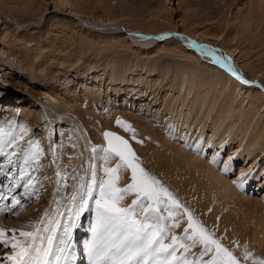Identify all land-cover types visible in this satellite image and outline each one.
Instances as JSON below:
<instances>
[{
  "label": "rangeland",
  "instance_id": "obj_1",
  "mask_svg": "<svg viewBox=\"0 0 264 264\" xmlns=\"http://www.w3.org/2000/svg\"><path fill=\"white\" fill-rule=\"evenodd\" d=\"M63 1L72 2V4H74V7H76V5L79 3L78 6L81 7L80 9L81 15L83 14L82 15L83 17L89 16L93 18L94 17L103 18L102 16H104L103 15L104 11L102 12L103 9L100 6L109 3L110 5L107 4V6L112 5L111 7L113 8L112 10L110 9L111 11L110 13L105 11V14L108 15L111 14V16L114 17L115 15H117L116 20H119L120 23L119 25L121 26V28L119 27L117 28V30L126 31V32H128L126 26L129 27L131 25H135L134 23L136 22L138 24H141L140 20H137L138 16L129 14V13L136 14V11L138 12V9L140 10L142 9L144 14H148L149 12L153 13L154 11L156 12L157 15L160 16L162 15L161 18L164 17L163 20L160 19V21L157 22L158 24L156 26L155 25L150 26L152 27V29L161 28V27H162L161 29H163L164 26L168 27V25H170L171 23L180 25L181 23L179 20L181 18H184L188 23H190L188 27L191 26L190 27L191 29H194L195 26H197V24L200 23L201 24L200 31L213 30L212 34H215L219 32L217 25L221 23L218 22L217 24V20L219 19V17H217L216 15L218 8H223L222 11L225 12L226 17L230 13L229 10L231 11V15L236 14L235 19L230 23L229 26L230 32L233 35L234 34L240 35V31L246 30L248 26L244 25V27L242 28L240 24L242 23V19L249 14L251 15L252 12L254 13L255 17L258 16L263 18V22H264V0H254L253 5L255 9L252 8L251 4L248 2L249 0H237V4L238 1L245 3L241 5V7H239L240 8L239 11H238L239 8L237 9V7L240 5H237L236 2H233L235 0H149L148 2H145V0H123L126 1L128 5L127 8H129L128 12H127V8L126 10L123 11V12L126 11L125 15L123 12H122L123 14H120L122 11V9L120 8V4L125 5L121 3L122 0H62V1L61 0H8L6 4L2 6L3 8L0 6V36L3 35L5 31H7L4 28L6 24L11 26L13 32L17 34V35L15 34V36L17 37L13 36L12 40L10 41H6L5 39L0 38V92L3 93V95H0V123L3 125L8 124L9 119L7 118L11 117L12 114L11 112L19 111L21 110V108H24L26 106L27 107L32 106L31 109L34 110V112L38 115L39 118L38 122L36 123L37 125L28 134L29 136L21 135L19 137L20 139L18 138L17 140H14V135L16 137L19 136L18 130L21 131L20 130L21 125L19 126L20 121L18 122L20 117H17V121L15 122L13 128V135L11 136L13 140H11L10 143L6 142L7 135L9 136V134H7V131L5 129L6 125L4 126V129L1 127L3 132L1 131L0 133H3L2 134L3 137L2 138L0 137V143L3 146L1 150L4 154L1 155L2 157L0 156V177H3L6 186H10L11 188H15V186L19 184L21 190L18 193L14 191L11 192L10 194L14 195L17 193L14 196V198H17L19 201H22L21 204L17 205L15 208L12 207L9 213L3 215L2 218H0V221H2L0 222V228L5 230V234H6L5 238L9 240L12 239L14 234L16 239L20 241H25V237L20 236V232H34L37 229V227L41 226V220L45 219L46 211L51 209L48 217L46 218L47 220H51L52 219L51 217L53 215L56 216V212H54V208H56L57 205H60V202L65 199V195H61L62 191H64V187H65L64 194L66 190H68L66 186L68 185L67 182L68 172L64 169V167L66 166L65 156L67 150L65 148L64 143H61L60 139L55 138L54 140L53 139L54 136L50 138L53 131V127L52 125H49L50 124L49 116H51L53 113L57 111H60L62 105H60L59 102L56 101L55 99L52 100L48 96V94L58 95L61 98L75 96L79 94L82 98H84L85 97L84 95L90 92V90L88 89L86 90L84 84L87 83L89 85L90 82L89 87L91 89L103 90L104 88V91H106L105 93L102 92L100 96L101 98H103L100 99L102 102L106 104L108 103L109 105L115 107L116 109H120V108L122 109V107L125 106L129 107L131 108L130 113H132L135 112V108H136L135 106H137V109L139 108L138 104L140 103L138 101V98H132L131 95L128 96L127 95L128 91L119 92L120 91L119 86L125 84L124 83L125 78H129L131 77V75L132 76L134 75L133 71H135L134 72L135 75L132 78H130V80H133L134 82H137L139 78L141 77L143 78L145 75L147 76L150 75L151 77L150 79L156 80L154 89L147 90L146 95H143L141 93V95L144 96V100L150 97L152 91L155 90L156 93H158L156 96V100L160 101V97L165 95V92L163 91L164 88L161 85L163 84V82H168V77L173 78L174 83H176L178 87L180 86V84H182L183 80L188 79L189 82L185 83L186 84L185 87L187 86V89L189 88L190 90L192 89L191 86H196V84L201 85L203 84L202 80L204 81V79L201 78L202 75L204 76V71L202 75L199 74L200 75L199 76L198 73L195 71L197 67L195 68L194 67L195 65L189 62L187 59L172 57L168 55H159L160 53L158 54L154 47L151 48L153 43L145 44L144 47L146 48H144V51L133 48L134 43L132 41H130V46L128 48L118 46L117 44L114 43L117 36H115L114 34L111 35L113 27L110 28L109 26H105L103 28L102 26L100 25L98 26L95 24L91 28L87 27V29H85V31L87 32L81 31L82 32L81 33L78 28H77L78 30L76 29L77 27L76 23L73 22V20L74 21L76 20L75 17L71 15V12H69L71 7L69 5L60 4L63 3ZM141 2L143 3L141 4ZM97 3H99V5ZM6 5L8 8L6 7ZM95 5H98L102 10ZM118 6L119 8H117L115 11L114 9ZM40 8L46 9L43 17H41L39 14L41 10ZM122 8H124V6ZM118 9L120 13L117 11ZM190 12H191V16H188L186 13L190 15ZM7 13L10 15L15 14L14 18L21 21L24 25L19 26L17 24H14L12 21L9 20V17L5 15ZM166 15L168 17H165ZM185 15H187L186 17L188 18H186ZM192 16L194 17L192 18ZM169 17H171V19ZM154 18L156 19V17ZM194 18H196V20H194ZM228 20H232V18L230 17ZM256 25L257 24H255V26ZM256 28L257 27H255L254 32L256 34H259L260 35L259 37L262 40H264V34H263L264 29L263 28L260 29L259 27H258L259 29ZM96 29H101V30L95 31ZM224 31H225L224 33L226 34V30ZM135 34L140 35V36L137 35L138 38L150 37L148 35L139 32ZM168 34L171 35V33L167 32V35L163 36L162 33L158 35V38L159 37L166 38L169 36ZM187 38L189 42L191 38L189 37ZM191 42L192 44H194V42L198 44V42L194 40H191ZM186 43L187 42L184 41V44ZM82 44H91L93 46V49L90 50L87 49L88 47L87 45L84 47V52H79V48L82 46ZM203 46H205L203 48H205L207 52L209 48L215 49L216 50L215 56L218 58L220 57L219 52L222 53V55H226L228 59H226L227 61L224 60L226 63L224 61L223 62L227 66H230L232 69L237 71L236 73H239L241 77H243L242 75L244 74L243 73L241 74L240 70L243 69L244 66L246 71H250L248 64L250 63L252 64L253 61L255 64L260 66L264 64L263 62L264 53L263 54L259 53L260 50L262 49L261 44L260 45L258 44L253 48H249L248 50L246 47L243 46V44H241V46H239L238 49L241 50L242 52L239 51V54L236 57L229 55L227 51L223 49L221 42L217 40L211 39L210 41H208V43L206 44L204 43ZM240 47L241 48L243 47L247 52L245 50L243 51V49H241ZM3 49L7 50L6 54L4 55L6 62L1 61L3 58V53H2ZM224 51L225 53H223ZM247 54L249 56H247ZM211 60L215 62L214 59ZM130 64L134 66L131 67ZM217 64L220 65V67L222 66L221 63L219 62H216V65ZM255 64H253V66H255ZM157 67H159V69L161 70L163 69V71L159 72V69ZM175 67L178 68V70L174 71ZM118 71H119V78L116 79L115 82L113 77L112 79L113 83H112L110 81V78L112 77L111 74L113 75L115 72L117 73ZM193 73L195 76L193 75ZM99 77H106L108 82H104L103 83L104 85L100 84L101 85L100 87V85H97L98 82H95L96 81L95 79ZM243 79L247 80L245 77H243ZM205 82L208 83V80ZM108 84L111 85L108 87L107 86ZM249 86H258L262 88L264 86V80L260 78L256 83H249ZM67 87H69L71 93L70 92L65 93L67 92L66 90L68 89ZM146 88L144 92L146 91ZM197 88L199 89V86H197ZM216 88L219 89V86H217ZM179 89L181 95L185 93L186 88L182 90L180 86ZM218 89H214L209 93L212 94L214 93V95H217L219 93ZM202 91L204 92V94H206L205 92H207V90H205L204 87ZM198 92L199 91H197V89L194 91V93L196 94L194 95V98L196 99L198 98L197 96H199ZM110 98L114 100L116 99V101H111V100L109 101ZM213 99H211L209 103L208 101L205 102L207 103L206 106H209L207 110H205L203 106H198L196 114L206 113L207 115L209 112H215L218 109L217 107H220L221 105L219 103L221 99L219 98L218 99L219 101H217V105L215 107L213 105L212 108L211 106L214 103ZM250 99H252L251 95L247 97V100ZM186 104L189 105L188 103ZM198 105H200L199 102ZM180 107L181 104L179 103L178 100L177 104L174 105L175 110L173 112L174 114H172L173 115L172 117L170 114L164 112L162 113L161 118L158 120L159 122L158 123L155 122L156 125L154 128L160 136H162L164 139L171 138V142H175V144L177 145L179 144L182 145L183 144L182 139L184 138L182 135L183 132L184 133L188 132V134L191 133L193 137L196 136L195 134L198 132V130H193L194 127L197 128L202 127V132L204 135L203 136L200 135L199 136L200 139L205 137L206 135L211 134L210 133L211 130L207 126L208 125L207 122H209V120H207L206 115L203 118V120L199 122V124L198 122L197 123L195 122L197 119H194L195 117L191 115L189 120L190 131L187 126L186 127L181 126L182 122L180 121L179 127L184 128L183 132H181L180 129L178 128L177 132L180 133H176V134L173 133L175 136L174 135L170 136L169 135L170 131L166 130L167 129L166 124L169 118L171 117L172 119H177L176 117H178V118H182L181 120H183V118H186L185 115L188 112L187 111L188 109L186 108L187 106L183 109L184 111H181ZM46 110L49 112V114L50 113L51 114L47 116L45 114ZM101 110H102L101 106H99L93 109V112L97 116H100L102 113ZM194 110L195 109L193 108L191 112L192 114H194L193 112ZM244 110L245 111L249 110V107H246L245 109L243 108V111L240 113L244 114L245 113ZM262 111L264 112V110ZM64 115L68 118L69 117L72 118L71 122L73 123H70L71 126H73L74 128V131L73 130L72 131L74 134L76 133V136L78 137L79 140L81 139L80 141L82 143L81 145L83 148L82 151L85 152L83 153V160H82L84 166L82 167V169H80L81 171H79V174L76 176L77 180L75 181V185L73 186V191L71 192L72 194H70L69 198L67 199V203L65 205L67 209L71 204V197L76 191L78 185L84 183L85 181L91 182L92 180V166L95 164L94 156L96 155V154L94 155L93 149L96 146L89 134L88 128H86L84 123H82L79 120L76 113L74 114L71 111L68 112L64 111ZM127 116H128L127 114L122 113L121 115L118 116V119L121 122H123L127 120ZM241 116L242 115H239L238 117ZM47 119L49 121H47ZM76 121L79 122L75 123ZM64 124L69 126L65 122ZM238 126H239L238 122L237 124L233 125L234 131L235 129L239 128ZM251 128L252 127L249 128L248 130L249 132H247L245 135V138L243 140V146L245 145V143H247L250 140L249 134L251 133L252 130ZM105 129H111L117 131L120 134L127 137L128 139H130V141L133 143V145L136 148L135 149L137 152L136 156L138 157V160L136 162L139 164L141 163L139 160L144 153L142 142H138L141 141V138L135 137V139H133V135L123 132L124 127L122 128L121 126H119L117 124V121L112 125H100L98 126L96 135L99 137V139L103 140V144H104L103 148H107L103 136V132ZM43 131H46L47 133L46 135L48 137L47 147L43 157L44 159L40 158L42 161L40 159H39L40 161L36 159L33 160L29 159L27 157V150L29 148L30 143H32L31 139H33V137L36 138L40 136V134L43 133ZM224 132L225 130L223 131L222 128V130L219 131V134H223ZM226 132L233 134L232 131L231 132L226 131ZM226 132L224 135L228 136ZM231 136L229 135L228 137L225 138L224 144H222L221 147L217 148V154H215L214 156H212L214 150L212 149L211 146H208L209 149L207 148L205 149V147H203L202 145L200 150L202 153L200 154V157H203L202 159L208 160V162L214 168H216L218 172H220L223 175L225 174L224 175L225 177L228 176L226 178L230 180L233 186L239 187L241 186L240 184L241 180H246L247 178L253 177L252 181L249 184L250 186L248 185L243 190V193L249 196H253L255 200L258 199L260 201L264 200V174L260 176H256L259 168H260V172L264 173V152L257 160V164H256L257 167L256 166L253 167V170L251 169L252 171L248 170V172L246 171L245 173L240 172L241 170L239 169V166H241L243 160L241 156L238 157L239 151L235 152L232 155L233 159H231L230 161L232 164L229 162V164L228 165L226 164L227 165L226 166L225 165L226 160H224V157L228 156L229 152H232L231 146L235 147L237 145V143L233 142L232 140L230 141ZM243 146L237 147V150H242ZM219 153L221 154V156L219 155ZM148 156L151 157L152 159H157V160H161L160 158L166 159L165 156L161 157L160 155L159 157L156 156V154H148ZM214 160L215 163L212 164ZM224 165L230 168L229 171L226 170V167ZM231 165L232 167H230ZM141 166L148 173L150 177H153L160 182L159 187L166 188L168 192L171 193L172 199L179 202L180 205L179 209H183L184 211L187 210V212H185V215L186 214L188 215V213H190L193 218V222L199 226H202L206 230L205 234L209 235L212 239H214L211 236V233L202 225L199 219L196 216H194L195 214L188 209L189 205L188 202L185 200V198H183L178 191L175 192L174 188H172L171 185L168 186V184H170V180L166 179L167 175H166L165 165L162 166L160 171H158L157 169H152L154 174L149 173V169L147 170L146 169L147 167H145L146 165L145 166L141 165ZM152 167H157V166L152 165ZM223 169L228 172L224 171ZM29 176H31V182H29ZM262 206L264 207V204H262ZM94 207L95 205L93 203L90 210L83 213L80 216L79 220L77 221L79 226L74 230L72 258L70 261H68V264H92V259L89 256V246L92 242V232L90 229H91V225L95 221ZM179 209L178 211L176 210L177 213H179ZM64 212L65 210L62 211V213ZM167 215L168 213L166 212L165 216ZM140 216H141L140 213L137 214V218H139ZM61 218L62 220L64 219L63 216H61ZM177 219L180 220V222L182 221L181 214L180 216H178ZM168 222L169 221H167V225L169 224ZM170 227H167L164 243L172 244L173 236L180 238L177 240L176 243L175 257L181 258V264H183L184 260L188 261V264H209V262L215 257L214 256L216 255L215 245H212L213 247L211 248L212 252L208 256H205L206 252L204 251V249L203 251L205 253L203 254L202 251L195 252V254L197 253L198 255H200V257H202V260H199L196 257L197 254L195 255L194 253H188L187 252L188 250L185 251V248L182 247L181 245H192L191 243H193L192 240L187 238V236H191L193 234L192 230L189 229L187 235L185 234V229H188V224L187 227L185 226L186 228L185 227L183 228L184 229L182 230L183 232H178L177 227L174 228L171 227L172 229H170ZM46 232L47 231H42L40 235L43 236L46 234ZM189 232H191V235H189ZM221 246L223 247L224 245L221 244ZM84 247H85L84 254L87 258H85V256L83 255ZM193 247L194 246H191L189 248H193ZM223 248L226 247L224 246ZM86 250H88V252ZM227 250L229 251L230 249L227 248ZM229 252L231 253L232 251L230 250ZM250 253L252 252L251 251L240 252L236 254L234 253L235 255L232 254V256L235 257V259L239 262V264H245V263L256 264L257 262L255 261L253 256L252 257L250 256ZM11 254L12 253L9 249L0 247V261H3V264H9V262L6 260V257ZM251 255H253V253ZM251 258L253 259V262Z\"/></svg>",
  "mask_w": 264,
  "mask_h": 264
},
{
  "label": "bare ground",
  "instance_id": "obj_2",
  "mask_svg": "<svg viewBox=\"0 0 264 264\" xmlns=\"http://www.w3.org/2000/svg\"><path fill=\"white\" fill-rule=\"evenodd\" d=\"M7 1L8 0H0V6L1 7L4 6ZM148 1L149 0H145V2H148ZM253 1L254 0H249L248 2L251 4L252 8L255 9L253 5ZM233 2H236L237 4V0ZM121 3L125 5L120 4V8L122 9L121 13L119 12V9L117 11L120 14L124 13L125 15L126 11L125 12L123 11L126 10L128 5L126 1H123V0ZM142 3L143 2H141V4ZM60 4L69 5L71 7L69 12H71V15L73 17H75L76 20L75 21L73 20V22L76 23L77 25L76 29L78 28L80 32L81 31L87 32L85 31V29H87V27L91 28L95 24L98 26L100 25L103 28L105 26H109L110 28L113 27L114 29L112 28L111 35L114 34L115 36H117L114 43L117 44L118 46L128 48L130 46V41H132L134 43V44L132 43L133 48L144 51V48H146L144 47L145 44L153 43L151 48L154 47L157 53L158 54L160 53L159 55H168L172 57H179V58L187 59L189 62L195 65L194 66L195 68L197 67L195 71L198 73V75L199 74L202 75L204 71V76L203 75L201 76V78H203L204 81L202 80L203 84L201 85L196 84V86H191L192 89L190 90L189 88L187 89V86L185 87L186 85L185 83L189 82V80L188 79L183 80L180 86L182 90H184L185 88L186 89H185V93L181 95L179 91L180 86L178 87L176 83H174L173 78L168 77V82H163V84L161 85L164 88L163 91L165 92V95L160 97V101L156 100V96L158 93H156L155 90L154 91L151 90L152 91L151 96L148 98L145 97L146 99L144 100L143 95H146L147 90L154 89L156 80L150 79L151 78L150 75L148 76L145 75L143 78L142 77L139 78L137 82H134L133 80H130V78H132L135 75L134 73L135 71H133L134 75L133 76L131 75V77L129 78H125V81H124L125 84L119 86L120 87L119 92L128 91L127 92L128 96L131 95L132 98H138V101L140 103L138 104L139 108L137 109V106L134 105L136 108H135V112L131 111L132 113H130L131 108L129 107L125 106V107H122V109L121 108L116 109L115 107L109 105L108 103L106 104L102 102L100 99H103V98H101L100 96L102 92L105 93L106 91H104V88L103 90L91 89L89 87L90 82H89V85L87 83L84 84V87L86 88V90L87 89L90 90V92L84 95L85 96L84 98H82L79 94L75 96L65 97V98H61L58 95L48 94V96L52 100L55 99L56 101L59 102L60 105H62V108L60 109V111H57L53 113L51 116H49L50 119L47 117L50 120L49 125H52L53 127L52 134L49 133L51 134L50 138L54 136L55 130L59 129L60 134L57 135L56 138L60 137L59 139L61 143H64L65 148L67 150V153L65 156L66 166L64 167V169L68 172V178L66 177L68 180L67 181L68 185H66L68 190H66L64 194V191H65V187H64V191H62L61 195H65V199L60 202V205H57V207L54 208V212H56L57 209H59V212L61 213V211L64 209L67 199L69 198L71 192L73 191V186L75 185V181L77 180L76 176L79 174V171H81L80 169H82V167L84 166L82 160H83V153L85 152L82 151L83 148L81 145L82 143L80 141L81 139L79 140L78 137L76 136V133L75 134L73 133L74 128L70 124V123H73L71 122L72 118L69 117L70 118L69 119L68 117H66L64 115V111L65 112L71 111L74 114L75 113L77 114V117L79 118V120L82 123H84L86 128H88L89 134L96 146L95 147L96 149H100V148L103 149V146H104L103 140L99 139V137L96 135L98 126L112 125L117 121L119 115H121L122 113H125L128 116H127V120L122 122L124 123L123 125L125 126L130 125L131 128L134 129L135 137L141 138L144 153H143V156H141L139 160L141 163L140 164L138 163L140 167H142L141 165H144V166L146 165L145 167H147L146 168L147 170L149 169V173L154 174L152 169H157L158 171H160L162 166L165 165L166 175H167L166 179L170 180V184H168V186L171 185V187L174 188L175 192L178 191L182 195V197L185 198V200L188 202V205H189L188 209L195 214L194 216H196L199 219V221L202 223V225L211 233V236L214 238V240H217L218 242H220V244L224 245L226 249L227 248L230 249L233 252V253L231 252L232 254L251 251L253 255H251L252 253H250V256L254 257L255 261L257 262L256 264H261V262L264 261V207L262 206V204H264V200H261V201L259 199L255 200L253 196H249L243 193V190L250 184L253 177L247 178L246 180H241V183H240L241 186L239 187L233 186L230 180L226 178L228 176L225 177L224 176L225 174L223 175L220 172H218V170L214 168L208 162V160L202 159L203 157H200V154L202 152L200 151L199 153L196 150L195 145L202 142V145L203 147H205V149L206 148L209 149L208 146H211L212 149L214 150L213 151L214 153L212 156H214L215 154H217V148L221 147L222 144H224L225 138L228 137L229 135L230 136L232 135L230 137V141L232 140L233 142L237 143V145L235 147L231 146L232 152H229L228 156L224 157V160H226L225 165L226 164L228 165L231 159H233L232 155L235 152L239 151L238 157L241 156L243 163H244V165L243 163H241V166H243L240 169L241 173H245L246 171L248 172V170L250 171L251 169L253 170V167H255L257 164L258 158H260L261 154L264 152V114H263L264 112L262 111L264 110V86L261 88L258 86H249V84H245V83L243 84V82L237 79L236 76L233 75V73L229 71V66H225L226 65L225 61H224L225 63L223 61H219V58L216 57L217 59L215 60V62H213L211 60V59H214L213 56L209 54V52H207L205 48L201 47L203 46L204 43L206 44L211 39H214V40L221 42L223 49L227 51L229 55L236 57L238 56L239 51H241L238 49L239 46H241V44H243V46L246 47L247 50L249 48H253L254 46H257L258 44L259 45L261 44L262 49L260 50L259 53L263 54L264 53V40H262L259 37L260 36L259 34H256L254 32L255 27L264 29L263 18L258 17V16L255 17L254 13L252 12L251 15L249 14L245 16L242 19V23L240 24L242 28L244 27V25L248 26L246 30L240 31V35L239 34L233 35L230 32L229 26H230V23L235 19L236 14L231 15V11L229 10L230 13L226 17L225 12L222 11L223 8H218L216 15L217 17H219V19L217 18L218 20L217 19L216 20H217V24L218 22H221L217 25L219 32L217 31L218 33L212 34L213 30L212 31L211 30H207V31L201 30L200 31L201 24L199 23V21H198L199 24H197V26H195L194 29H191L190 28L191 26L188 27L190 23H188L186 19L184 18H181L179 20L181 23L180 25L171 23L170 25H168V27L164 26L163 29H161L162 27L152 29V27L150 26H154V25L156 26L158 24L157 22L160 21V19L163 20L164 17L161 18L162 15L161 16L157 15L156 12L154 11L153 13L149 12L148 14H144L142 9L141 10L138 9V12L135 9L136 14H132V13H129V14L138 16L137 20H140L141 24H138L136 22L134 23L135 25H131L129 27L126 26V28L128 29V32H126V31L117 30V28L119 27L121 28V26L119 25L120 24L119 20H116L117 15H115L114 17V16H111V14L110 15L105 14V11L110 13L111 12L110 9L112 10L113 8L111 7L112 5L107 6V4L110 5L109 3L100 6L103 10L98 6L99 3H97L98 5H95V6H98L102 10V12L104 11L103 12L104 16H102L103 18H96V17L93 18L89 16L83 17L82 16L83 14L81 15V10H80L81 7L78 6L79 3L76 5V7H74V4H72V2H68V1L66 2L63 1V3H60ZM84 4H87V3H84ZM243 4L245 3L238 1L237 5H240V6H238L237 9L241 7V5ZM123 6L124 8H122ZM117 8H119V6L116 7L114 10L116 11ZM128 9L129 8H127V12H128ZM239 10L240 8L238 9V11ZM45 11H46L45 8H42L40 10L39 14L41 17L44 16ZM188 13L186 14L188 16H191V12H190V15ZM158 14H161V13H158ZM5 15L9 17V20L12 21L14 24H17L19 26L24 25L21 21L14 18L15 14L10 15L7 13ZM187 15H185V17ZM216 15H215V18H216ZM153 16L156 17V19ZM165 17H168V16L166 15ZM193 17L194 16H192V18ZM230 17L232 18V20H228ZM169 18L171 19V17ZM194 20H196V18H194ZM255 24L257 25L255 26ZM4 28L7 31H5V33L1 35L0 38L5 39L6 41L12 40V37L15 36L16 33L13 32V30L11 29V26L7 24L4 26ZM101 29H96L95 31H100ZM224 30H226V34L224 33L225 32ZM138 32L148 35L150 37L138 38L137 35L138 36L140 35L135 34ZM167 32L171 33V35L168 34L169 36L163 39L158 38V35L162 33H163V36H166ZM187 37L191 38V40L197 41L198 44H196L195 42L194 44H192L191 40H189L188 42ZM184 41H186L187 43L184 44ZM87 45H88L87 49L89 50L93 49V46L91 44H82V46L79 48V52H84V47ZM241 49H243V51L245 50L243 47ZM225 51L223 53H225ZM6 52L7 50H4V49L2 50L3 58L1 61L3 62L4 61L6 62L4 58V55L6 54ZM204 52H206L207 54ZM219 56L220 57L223 56L224 60L228 59L226 55H222V53L220 52H219ZM247 56L249 55L247 54ZM255 58H256V55H255ZM218 61L223 66V67L221 66L222 68L220 67V65L218 64L216 65V62ZM253 64H255L254 61L252 64L251 63L248 64L250 71H246L244 68L245 66L243 67V69L241 68H240L241 70L239 69L241 74L242 73L244 74L242 76L245 77L250 83H256L260 78L264 80V64H262L261 66L257 64L253 66ZM130 66L132 67L134 65L130 64ZM157 68L159 69V67ZM176 70H178V68L175 67L174 71ZM160 71H163V69L162 70L159 69V72ZM237 74L239 75V73ZM111 76L112 77L110 78V81L112 82V79L114 77V81L116 82V79L119 78V71L117 73L115 72L113 75L111 74ZM93 78H96V77H93ZM95 80H94L95 82H98L97 85H100V84L102 85L104 82H108L106 77H99ZM207 80H208V83L205 82ZM110 85L111 84H108L107 86L109 87ZM197 86H199V89L197 88ZM217 86H219V89L216 88ZM203 87L205 90H207V92H205L206 94H204V92L202 91ZM67 88H68L66 89L67 92L65 93L70 92L69 87ZM145 88H146V91L144 92ZM196 89L197 91H199L198 95L201 97V99L199 96H197L198 97L197 99L194 98V95H196L194 91ZM214 89H218V92H219L218 94L220 95L218 94L214 95V93L213 94L209 93L210 91ZM141 93L143 95H141ZM0 95H3V93L0 92ZM250 95L252 99L247 100V97ZM219 98L221 99L219 102L221 105L220 107H217L218 109L215 112H209L207 115L206 113L196 114L198 106H203L204 109L207 110L209 106H206L207 103L205 102L208 101L209 103L211 99H213L214 103L211 106L213 108V105L214 107L217 105V101H219L218 100ZM110 100L116 101V99L114 100L112 98H110L109 101ZM178 100H179V103L181 104V107H180L181 111H184L183 109L186 106H187L186 108L188 109L187 110L188 112L185 115L186 118H183V120H181L182 118H178V117H176L177 119L171 118L175 110L174 105L177 104ZM198 102L200 103V105H198ZM186 103H188L189 105H187ZM99 106H101L102 113L100 116H97L93 112V109ZM31 107L32 106L30 107L26 106L24 108H21V110L19 111L11 112L12 113L11 117L7 118L9 120H8V124H5L6 126L0 123V132L1 131L3 132L1 127L4 129V126H5L7 134H9V136L7 135V138H6L7 143H10V141L13 140L11 136L13 135V128H14L15 122L17 121V117H20V119L18 118L19 119L18 122L20 121L19 126L21 125L20 126L21 131L18 130L19 136L16 137L14 135V140H17L21 135H28L33 130V128L37 125L36 123L38 122L39 118H38V115L34 112V110L31 109ZM246 107H249V110L247 111L244 110L245 111L244 114L240 113L243 111V108L245 109ZM193 108L195 109L193 111L194 114L191 113ZM47 110L45 111V114L48 116L51 113L49 114ZM164 112L171 115V117L169 118L166 124L167 126L166 130L170 131V134H169L170 136L174 135L173 133L175 134L180 133V132H177L178 128L180 129L181 132H183L184 128L179 127L180 121L182 122L181 126H184V127L187 126L190 131L189 120H190L191 115L195 117L194 119H197L195 122L196 123L198 122V124L201 120H203V118L206 115L207 120H209V122H207L208 123L207 126L210 128L211 134L206 135L205 137L200 139L199 136L204 135L202 132V127H199V128L194 127L193 130H198V132L195 134L196 136L193 137L191 133L188 134V132H185V133L183 132L182 135L185 139L182 137L183 138L182 145L179 143H178L179 145H177L175 144V142H171V138L169 137H168L169 139H164L162 136H160L157 133V131L154 128L156 125L155 122L157 123L159 122L158 120L161 118L162 113ZM239 115H242V116L238 117ZM260 118H263V119H260ZM48 119L47 121H49ZM64 122L67 123L69 126L65 125ZM77 122L79 121H76L75 123ZM237 122L239 124L238 126L239 128L235 129L234 131L233 125L237 124ZM121 127L123 128L124 126H121ZM250 127H252L251 133L249 134L250 140L247 143H245V145L243 146V140L245 138L246 133L249 132L248 130ZM222 128H223V131L224 130L225 132L232 131L233 134L227 133V132L226 133L228 134V136L224 135L225 132L223 134H219V131L222 130ZM123 132L133 135L132 131H125V128ZM2 134L3 133H0L1 138L3 137ZM46 134H47L46 131H43V133H41L40 136L36 138L33 137V139H31L32 143H30L29 148L27 150V157L29 159L39 160L40 158L44 157V153L46 151L47 141H48V137ZM0 146H1L0 147V150H1V148L3 147L1 143H0ZM240 146H243L242 150H237V147H240ZM134 152L135 154H137L136 150ZM148 154H156V156H159V157L160 155L161 157L165 156L166 159L164 158H160L161 160L152 159L151 157L148 156ZM219 155L221 156L220 153ZM94 158H95L94 165L97 166L98 182L107 180L108 174L105 172V168H115L117 163H119V158L115 156H109L107 160H105V154L102 150L97 151ZM152 165H156L157 167H152ZM230 167H232V165ZM229 169H230L229 167H226V170L229 171ZM263 174L264 173L260 172V168H259L256 176H260ZM116 175L118 176V179L116 181V187L124 188L128 184L132 183L131 169L127 168L126 166H121L118 172L116 173ZM244 179H245V176H244ZM134 199H136L135 193L126 194L124 200L121 201L120 206L127 207L131 205ZM168 203L170 204L171 202L168 201ZM144 207H147V202L145 203ZM139 213L141 214V216L143 215L142 211H139ZM176 213L177 212L175 211L173 217L168 219L169 221L168 227H170V225L172 227V224L174 223H178V224L180 223L179 227H177V231L183 232L182 231L184 230L183 228L185 226L187 227V224H188V217H187L188 215L187 214L185 215V211L183 209H179V213L177 214ZM175 214L178 216H180L181 214V220H182L181 222L180 220L177 219L178 216H176ZM161 215H164V216L166 215V212L163 211V205H161ZM171 227L170 229L174 228V227L172 228ZM189 235H191V232H189ZM209 247L210 249L213 248L212 245ZM203 249H204V245L200 242H197L193 248H188L187 252L195 254V252L197 251H202V253H205L204 252L205 249L204 251ZM211 252H212L211 250L207 251L205 256H208L209 254H211ZM196 257L199 260H202V257H200V255L197 254ZM251 260L253 262L252 258Z\"/></svg>",
  "mask_w": 264,
  "mask_h": 264
},
{
  "label": "snow or ice",
  "instance_id": "obj_3",
  "mask_svg": "<svg viewBox=\"0 0 264 264\" xmlns=\"http://www.w3.org/2000/svg\"><path fill=\"white\" fill-rule=\"evenodd\" d=\"M208 52L214 60L217 59L215 49L209 48ZM219 61H224V57H219ZM229 71L241 82L250 83L230 66ZM117 124L124 126L125 131H132L135 139L134 129L130 125H123L119 119ZM104 138L107 141V148H94V155L102 150L105 160L109 156L119 158L115 168H105L108 174L107 180L98 182L97 166L93 165L91 182L85 181L78 185L71 197V204L65 212L60 213L57 209L56 216L47 220L51 209L46 211L45 219L41 220V226L34 232H20V236L25 237V241L16 239L14 234L11 240L5 238V230L0 228V247L9 249L12 253L6 257L9 264H68L72 258L74 230L79 226L77 221L83 213L90 210L93 203L95 221L90 229L92 242L89 246L92 264H181V258L175 257L176 243L180 238L173 236L172 244L164 243L167 221L180 208L179 202L172 199L171 193L166 188L159 187L160 182L150 177L140 167L136 162L138 157L128 140L113 132H105ZM195 147L199 152L202 142ZM3 154L0 150V155ZM121 166L131 169L132 183L124 188L116 187L118 179L116 173ZM131 193L136 195L131 205L120 206L125 195ZM168 201L171 203L169 204ZM146 202L147 207H144ZM19 203L14 199L13 207L15 208ZM161 205L163 211L168 213L167 216L161 215ZM139 211H142L143 215L137 218ZM61 216L65 219L57 218ZM172 227H179V224L174 223ZM189 229L193 234L187 238L193 243L181 245L185 251L195 246L197 242L204 245L205 252L211 250L210 245H215L216 255L209 264H239L232 253L223 248L217 240L206 235V230L202 226L193 222L190 213H188V229H185L186 235ZM42 231H47L49 235L41 236ZM0 264H3V261H0ZM183 264H188V261L184 260ZM261 264H264V261Z\"/></svg>",
  "mask_w": 264,
  "mask_h": 264
},
{
  "label": "water",
  "instance_id": "obj_4",
  "mask_svg": "<svg viewBox=\"0 0 264 264\" xmlns=\"http://www.w3.org/2000/svg\"><path fill=\"white\" fill-rule=\"evenodd\" d=\"M105 132H113V133H116L117 135H119V136L123 137L124 139L128 140V142H129L131 148L133 149V151H135V147L132 145V143L130 142V140L127 139V138H125L124 136H122V135L119 134L118 132L113 131V130H109V129H106V130L104 131V133H105ZM106 143H107V141H106ZM107 146H108V145H107Z\"/></svg>",
  "mask_w": 264,
  "mask_h": 264
}]
</instances>
